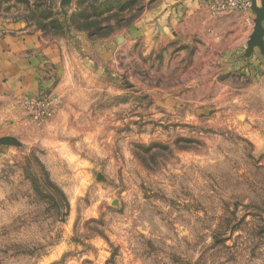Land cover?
<instances>
[{
    "label": "rangeland",
    "instance_id": "374dc122",
    "mask_svg": "<svg viewBox=\"0 0 264 264\" xmlns=\"http://www.w3.org/2000/svg\"><path fill=\"white\" fill-rule=\"evenodd\" d=\"M184 1L0 0V37L66 58L54 88L0 99V264H264V0ZM233 13L243 54L208 27Z\"/></svg>",
    "mask_w": 264,
    "mask_h": 264
},
{
    "label": "crops",
    "instance_id": "0c3cea01",
    "mask_svg": "<svg viewBox=\"0 0 264 264\" xmlns=\"http://www.w3.org/2000/svg\"><path fill=\"white\" fill-rule=\"evenodd\" d=\"M186 2L187 0L172 12L176 13L177 10L185 12ZM255 3L258 6L259 1ZM202 10V13H207L205 8ZM190 13L192 12L188 10V15ZM212 22L203 23L204 26L210 23L208 27L213 26L214 32L220 34V38L215 40L216 43H223V34L228 35L231 41L230 53L243 54L249 37L247 31L253 30L251 13H233L218 17ZM257 27L259 26L255 23L252 40L264 41V27L262 26L260 32H257ZM12 29L2 32L3 35L0 37V99L18 103L16 98L19 96L39 95L54 88L63 75L66 58L59 44L48 41L43 33L19 27ZM257 49L261 52L260 46L256 47ZM261 54L263 60L260 61L264 63V55ZM256 55L255 52L253 57Z\"/></svg>",
    "mask_w": 264,
    "mask_h": 264
},
{
    "label": "built area",
    "instance_id": "2783aa9c",
    "mask_svg": "<svg viewBox=\"0 0 264 264\" xmlns=\"http://www.w3.org/2000/svg\"><path fill=\"white\" fill-rule=\"evenodd\" d=\"M217 1L215 0L213 3V7H214L213 13L214 14H222V13H226L228 11H234V10H245V9L250 8L252 4L250 0H219L218 2ZM52 100H55V99L52 98ZM39 104L40 103L34 99L30 100V105H31V108L33 109V112H32L33 118L36 121H40L41 119L47 120L51 118L54 113V109L56 105L53 106V103H51V101L46 100L44 102L43 107L40 109Z\"/></svg>",
    "mask_w": 264,
    "mask_h": 264
},
{
    "label": "water",
    "instance_id": "95a60500",
    "mask_svg": "<svg viewBox=\"0 0 264 264\" xmlns=\"http://www.w3.org/2000/svg\"><path fill=\"white\" fill-rule=\"evenodd\" d=\"M253 7L256 5L254 1H252ZM254 10L257 12V18H256V25L259 26L257 27V32L262 31V23L261 21H264V2L262 8L254 7Z\"/></svg>",
    "mask_w": 264,
    "mask_h": 264
}]
</instances>
